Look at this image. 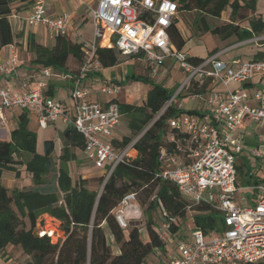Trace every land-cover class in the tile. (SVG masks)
<instances>
[{"label": "built area", "instance_id": "1", "mask_svg": "<svg viewBox=\"0 0 264 264\" xmlns=\"http://www.w3.org/2000/svg\"><path fill=\"white\" fill-rule=\"evenodd\" d=\"M47 1L35 0L26 13L14 14L11 20L22 18L28 27H44L52 39L73 37L71 15L68 12L49 13ZM77 1L85 14H91L93 26L90 40L74 36L82 43L83 50L78 73L72 77L43 68L40 80H23L20 88L0 84V125L8 124V111L26 109L35 113L41 129L58 124L73 126L85 139L86 159L97 169L109 166L107 181L119 164L133 158L134 144L141 136L123 150L108 143L123 115L119 104L112 99L105 106L93 101L91 83L98 84V91L109 96L119 95L123 86L101 79L99 73L103 67L96 57L98 49H114L122 57L136 56L153 74L168 59L176 60L187 78L157 118L171 105L178 110L185 109L184 100L180 101L179 97H184L188 89H201L209 79L214 85L206 93L190 91L185 97L192 103L199 101L206 105L201 115L184 113L169 120L174 132L160 149L161 168L155 179L176 184L193 204L208 203L221 211L225 228L221 234L209 236L202 230H194L188 242L178 245L169 264L264 261V86L254 96L243 87L252 84L257 77L264 82V59L223 61L220 59L222 53H218L198 64L191 62L194 55L190 51L176 50L171 42L170 29L180 15L175 0ZM8 48V59L0 58V76L4 78L18 76L17 45L14 43ZM53 78L72 81L71 109L46 94L47 80ZM232 83L241 87L231 89ZM244 154L253 165L249 184L239 180L238 166ZM137 200L136 193H129L116 209V220L123 230L130 226L124 211ZM163 214L158 232L163 241H168L174 219L164 211ZM109 242L115 253H120L112 236Z\"/></svg>", "mask_w": 264, "mask_h": 264}, {"label": "trees", "instance_id": "2", "mask_svg": "<svg viewBox=\"0 0 264 264\" xmlns=\"http://www.w3.org/2000/svg\"><path fill=\"white\" fill-rule=\"evenodd\" d=\"M175 1L178 3L179 13L197 12L194 26L202 34L209 33L223 41L236 37L238 42L264 36L262 15H254L247 27L238 23L240 19L243 20L242 10L256 12L257 0ZM34 2L35 0H0V51L15 43L12 16L26 13ZM227 7L231 9L230 22L214 26L208 21V17L220 19ZM170 38L176 50L184 51L187 41L178 27V21L170 29ZM29 52L34 56L31 64L37 70L52 68L56 73L72 77L78 73L83 62L82 43L72 36L56 39L52 47L40 44L31 37ZM119 56L121 57L117 50L107 48L98 49L96 55L103 69L118 66ZM70 58L75 60L76 69L69 67ZM130 58L138 59L136 56ZM263 59L264 52H259L252 60ZM204 60L198 56L190 59L195 64ZM146 66L148 72L152 73L149 66ZM126 79L147 84L151 86V90L142 106L126 104L119 98L112 99L119 104L122 115L130 118L129 129L132 135L112 137L108 143L117 150H123L141 137L134 144L133 158L127 163L119 164L107 181L105 178L109 166L100 169V177L92 174L88 178L80 176L73 179L68 165L72 161H78V152L85 151V139L73 126H65L62 131L61 154L57 163L54 159L57 140L46 139L43 152H39L38 135L29 127L31 111L20 110L18 124L11 132V139L0 141V254L12 245L20 247L29 256L26 264H148V259L154 253H167V244L178 233L189 211L194 214V230H202L206 236L224 231V214L221 211L208 203L193 204L181 194L176 184L155 179V174L161 168L160 149L166 144L167 137L174 132L169 120L184 113L201 115V110H178L175 105H171L157 118L176 90H170L145 75L127 74ZM212 84L214 85V81L209 79L201 89L192 87L189 90L206 93L212 88ZM215 88H218V84ZM252 166L246 154L242 155L238 166L242 184L252 182L249 179ZM20 167H25L31 176L32 187L13 188L1 184L6 172L14 173L19 178ZM53 171L57 173L56 186L46 190L43 186L47 184V177ZM92 183L103 185L101 191L92 189ZM129 193H136L137 196L140 193L152 199L148 210L159 207L174 219L168 241L160 238L152 222L149 223V240L146 242L142 241L135 223H132L128 236L125 235L116 220V209ZM44 214L61 223L60 230L64 232V238L57 243H52L47 234L34 235L38 219ZM109 236L115 239V246L120 253H115ZM254 264H264V261Z\"/></svg>", "mask_w": 264, "mask_h": 264}, {"label": "rangeland", "instance_id": "3", "mask_svg": "<svg viewBox=\"0 0 264 264\" xmlns=\"http://www.w3.org/2000/svg\"><path fill=\"white\" fill-rule=\"evenodd\" d=\"M96 6V4L94 5ZM84 10V9H83ZM257 12L258 14H263L264 16V0H257ZM84 13V12H83ZM230 13L231 9L230 7H227L225 11L222 13V16L220 19H213L208 17V21L214 25V26H220L223 24H226L230 22ZM85 14V13H84ZM88 21L85 24V29H78V32L81 34L83 38L90 39L93 35L92 30V24H91V14H85ZM241 15L243 17V20H239L238 23L240 25H243L244 27L248 26V22L250 19L253 18L254 13L251 11H241ZM82 16V15H80ZM197 16L196 11L191 12H183L180 13L179 18L181 21V29L183 35L188 38L184 51L189 50L191 53H193L196 56L202 57L204 59H208L209 57H212L216 55L217 52H223L222 59H228L231 60L232 57H240V60L243 61H253V57H251V53L256 50V48L261 49L259 45H262L264 48V36H260V39H254L252 41H244V42H238L236 37H232L225 42L223 40H220L218 36H213L209 33L202 34L198 30L195 29L194 26V19ZM258 44V45H257ZM216 50H218L215 54ZM264 52V51H259ZM120 64L117 68L114 70L121 71L123 70L127 74H137V75H145L151 77L156 83L163 84L170 90H178L183 83L185 82L187 76L182 71L180 64L174 60V59H168L165 63H168L172 65L171 67L162 66L159 68L158 72L156 74H153L151 72H148L147 66L144 64V61L140 62L137 61L136 58H130V57H120ZM69 67L71 69H76L77 65L74 59L70 58L69 60ZM112 70L107 69L105 76L111 75ZM111 83V82H109ZM238 87H241L240 84L232 83L230 85L231 89H236ZM148 86L142 82H129L126 84V92L124 98L123 96L119 98L122 102L129 104V105H136V106H142L147 97L148 93ZM99 90V88H97ZM247 92L251 94L252 96L255 95L256 90L255 89H248L246 88ZM175 91V92H176ZM70 94V91L68 88L64 87L62 90L56 91L52 96L54 100L58 101L59 99L63 98L65 95L64 93ZM190 93V90L188 89L187 92H185L183 96L179 97V100H184L185 102V109H197L203 111L206 108V105L200 104L199 101H196L194 103L190 102L187 98V94ZM175 94V93H174ZM118 95L115 96H109L107 94L101 93L99 94V98L101 100H111ZM184 98V99H183ZM181 103V102H178ZM68 105L70 108L73 107V100L70 97L68 100ZM205 106V107H204ZM30 124L29 127L33 131H35L38 135V151L43 152V143L46 139H54L57 140V148L54 153V159L58 163V157L61 154V147H62V138L61 134L64 129V126H59V130H53L51 128L49 129H41L38 125L36 116L34 113L30 112ZM129 121L130 118L128 115H123L121 119V123L118 126V131L115 132V138H122L125 135H132V132L129 129ZM15 127V124L6 129L8 135L10 136L11 128ZM60 139V141H59ZM10 140V137L9 139ZM69 171L73 177V179H78L80 176L90 177L92 174H95L100 177L101 170L97 169L91 162L87 161L85 152H78V161H72L68 165ZM21 175L19 178L16 177L14 173L6 172L3 180L1 181V184L4 186H12L19 187V188H25V187H32L33 183L31 180V176L26 172L25 167H20ZM56 171L51 172L47 179V184L44 187L46 190H50L51 188H54L56 186ZM14 180L11 184V180ZM242 179V178H241ZM11 184V185H10ZM90 187L95 190L101 191L103 185H100L98 183H92L90 184ZM189 200V198H187ZM152 199H148L143 194L138 195V200L132 202L129 206L126 207L124 214L125 218L129 223V227L124 230V233L126 236L131 231V225L132 223H135L137 227L139 228L140 237L142 241L146 242L149 240V233H148V227L149 223L152 222V226L155 230H158L160 225L162 224L164 220V214L161 208H157L155 210H148V206L150 204V201ZM193 213L188 212L187 217L183 224L180 226V229L178 233L171 237V240L167 244V253L162 254L159 252L157 254V257L163 262L164 264H169V261L171 259V255L177 250V247L180 243L188 242L189 238L192 235V232L194 231V220H193ZM61 223L56 220L55 218L51 217L48 214L41 215L38 219L37 226L34 232L38 234L39 236H42L48 231L53 230L54 234L51 236L50 233L47 235L51 237L52 243H56L59 239L64 238V232L60 230ZM105 227V226H104ZM176 246V248H175ZM175 249V250H174ZM29 260V256L26 255L20 247L16 246H8L6 250H4L0 254V264H26ZM166 262V263H165Z\"/></svg>", "mask_w": 264, "mask_h": 264}, {"label": "crops", "instance_id": "4", "mask_svg": "<svg viewBox=\"0 0 264 264\" xmlns=\"http://www.w3.org/2000/svg\"><path fill=\"white\" fill-rule=\"evenodd\" d=\"M46 7H47V10L49 11V13H51L53 15H59L63 12H68L71 15V19H72L73 37L75 35L81 36V34L78 32V29L79 28L85 29V24L88 21V19H87L86 15L83 13L84 8L78 3L77 0H48L46 3ZM80 15H82V16H80ZM254 15H262L263 16V14H258L257 10L254 13ZM12 24H13V28H14V31L16 34L15 43L17 45V49H18L19 55H20V61H19V65H18V76H15L12 78H4L3 76H0V84H2V85H9L10 84L11 86H13L15 88H20V83L23 80L32 78L33 80L35 79L37 81V80L41 79L40 70H37L31 64V61L34 58V56L32 53L29 52L30 38L34 37V39L38 43L43 44V45L48 46V47H52L55 44L56 39L50 38L47 30L44 27H28V26H26V24H25L24 20H22V18H19L17 20H13ZM91 24H92V21H91ZM178 27L182 32L180 18L178 19ZM92 30H93V26H92ZM85 31H86V29H85ZM184 38L187 41V39L189 37L186 38L184 36ZM255 38L260 39L259 37H255ZM255 38L251 39L250 41L254 40ZM84 39H86V38H84ZM90 39H87V40H90ZM259 46L261 47V49L256 48V50L251 53L252 54L251 57H254V55L259 53L260 50L264 51V48L262 47V45H259ZM187 51H189V50H187ZM223 52H225V50ZM223 52L221 51V52L216 53V54L222 53L220 59L223 61H232V60H237V59L240 60L239 56L238 57H232L231 60L222 59ZM194 56H196V55H194ZM8 57H9V48L5 47L0 51V58L1 59H8ZM137 61L141 62L142 60L137 59ZM144 64L147 65L145 62H144ZM118 66L110 68L112 70V73L109 76H105L107 69H103L101 71L102 76L100 75V77L103 81H106V82L120 83L123 86V90L116 98H121L123 95H125L124 93L126 92V84H128L131 81H128L126 79L127 73L125 75V72L123 70H121V71H119V70L115 71L114 70ZM164 66L171 67L172 65L165 63L163 65V67ZM260 82H261L260 77H257L252 82V84H244L243 87L248 88V89H255L257 91L258 89H261L264 86V82H261V83ZM91 85H92L91 99L93 101L99 102L101 105L105 106L110 100H108V101L101 100V98H99L100 92L97 90V88H99L98 84L93 82V83H91ZM146 86H148V88H149L148 92H149L151 90V86H149L147 84H146ZM64 87L68 88V90L70 91V94H67L65 92L64 93L65 95L63 96V98L59 99V101L63 102V104L66 107L71 109L70 106L68 105V100H69L70 95H71V87H72V81L71 80H67V79L64 80V79H59V78H53V79L47 80L46 93L48 94V96L53 98L52 95L54 93H56V91L62 90ZM123 98H124V96H123ZM184 105H185V102H184ZM20 113H21L20 110L8 111L6 113V116L8 119V124L6 126L0 125V141H9L8 140L9 137L11 139V133L9 136L6 129H8L9 127H11L12 125L15 124V127L11 128V132H12L17 127L18 117H19ZM36 119H37V117H36ZM37 122H38V120H37ZM59 126H61V125H59V124L56 126L50 125L49 128L58 131ZM117 131H118V128L115 132H117ZM113 137H115V133H114ZM13 181L14 180L12 179L11 184L13 183ZM10 187H12V186H10ZM157 254H159V253H154L153 255H151V257L148 259V264H164V261L162 262L157 257ZM167 264H168V262H167Z\"/></svg>", "mask_w": 264, "mask_h": 264}, {"label": "bare ground", "instance_id": "5", "mask_svg": "<svg viewBox=\"0 0 264 264\" xmlns=\"http://www.w3.org/2000/svg\"><path fill=\"white\" fill-rule=\"evenodd\" d=\"M48 233H50V235H53L54 234L53 230L48 231Z\"/></svg>", "mask_w": 264, "mask_h": 264}, {"label": "water", "instance_id": "6", "mask_svg": "<svg viewBox=\"0 0 264 264\" xmlns=\"http://www.w3.org/2000/svg\"><path fill=\"white\" fill-rule=\"evenodd\" d=\"M105 182H106V181H105ZM105 182H104V183H105ZM35 236H39V235L35 233Z\"/></svg>", "mask_w": 264, "mask_h": 264}]
</instances>
